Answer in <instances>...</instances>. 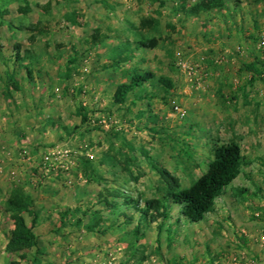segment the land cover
I'll use <instances>...</instances> for the list:
<instances>
[{
  "label": "rangeland",
  "instance_id": "1",
  "mask_svg": "<svg viewBox=\"0 0 264 264\" xmlns=\"http://www.w3.org/2000/svg\"><path fill=\"white\" fill-rule=\"evenodd\" d=\"M204 1L0 0V78L34 68L22 93L0 79V264H264V0ZM144 19L156 25L140 30ZM135 73L153 80L115 105ZM232 141L241 173L198 224L169 203L165 222L138 226L114 196L160 200L154 166L187 188L213 144ZM56 148L72 164L42 168ZM33 216L37 247L9 251L16 218Z\"/></svg>",
  "mask_w": 264,
  "mask_h": 264
},
{
  "label": "trees",
  "instance_id": "2",
  "mask_svg": "<svg viewBox=\"0 0 264 264\" xmlns=\"http://www.w3.org/2000/svg\"><path fill=\"white\" fill-rule=\"evenodd\" d=\"M216 6L223 8V0H206L201 3L200 7ZM156 25L155 22L149 19L140 21L139 29L146 30L151 26ZM146 49H152L156 47L155 40H149L141 44ZM15 51H19V46H16ZM31 52L24 53V59L32 60ZM15 64V62H14ZM263 69V63H259ZM255 64H245L244 69L246 72L255 76L259 75V70ZM15 67V66H14ZM31 67L18 66L19 72L23 71V76L17 77L16 71L8 69L1 76L3 84L13 90L16 93H22V83L33 82L34 71ZM34 69V68H33ZM153 80L151 74H133L128 83L120 84L115 89L113 94V103L117 106H123L127 101V96L133 93L135 90L141 88L144 83ZM157 82L160 86L166 90L171 89V82L164 78H159ZM9 97V96H8ZM80 122L84 123L87 119L85 114L81 115V111L78 112ZM210 154L212 159L207 166V170L197 180H195L189 187L182 188L179 180L173 177L166 170L154 166V170L163 184L162 198L144 200L143 207L139 205V199L133 200L130 197L124 196L120 192H115L114 196L122 200L126 209L132 208L139 214V225L141 223H156L159 219L165 222L169 218L170 205H175L179 209V217L187 221L189 224H198L202 222L206 215L213 213L216 200L220 198L226 188L230 186L240 175L241 169L244 165V158L241 154L239 145L235 142H229L226 144L214 143L211 147ZM238 193L243 195H249L247 190H238ZM98 214V213H96ZM98 223V222H97ZM35 225V217L31 219V225L28 227L22 218H16L14 231L7 243V249L9 251L22 250L29 247H37V240L34 236L32 229ZM97 225V224H96ZM95 227V226H93ZM92 229L89 227V230ZM135 235L138 233V227L135 229Z\"/></svg>",
  "mask_w": 264,
  "mask_h": 264
},
{
  "label": "built area",
  "instance_id": "3",
  "mask_svg": "<svg viewBox=\"0 0 264 264\" xmlns=\"http://www.w3.org/2000/svg\"><path fill=\"white\" fill-rule=\"evenodd\" d=\"M258 49H264V34L261 35L258 45ZM175 113L183 117V113L177 107L174 109ZM67 164H72L70 160V152L63 149H53L47 152L40 161L42 168H52V169H67Z\"/></svg>",
  "mask_w": 264,
  "mask_h": 264
},
{
  "label": "crops",
  "instance_id": "4",
  "mask_svg": "<svg viewBox=\"0 0 264 264\" xmlns=\"http://www.w3.org/2000/svg\"><path fill=\"white\" fill-rule=\"evenodd\" d=\"M64 4H68L67 1H65ZM102 5H106L105 2H103ZM107 5H108V8H109V5H110V4L107 3ZM104 7H106V6H104ZM67 13H68V12H67V10H66V12L64 13V16L67 17V16H68ZM102 21H104V20H102ZM85 23H86V22L82 21V23H78V26L81 28V30L85 31V32H84V35H87V33H86V27H87V26H86ZM99 24H101V22H99ZM99 27H100V26H99ZM99 29H101V27L95 29V31L97 32V34H99V35L103 34V33H104L103 30L101 31V30H99ZM82 38H83V37H82ZM84 38H85V39H88V38H86L85 36H84ZM78 39H81V38H78ZM91 39H92V40H95V41L98 40V39L96 38V36H95V37L91 36ZM252 252L254 253V250H252ZM254 255H255V254H254ZM262 255H264V254H262ZM262 255H259V254H258V256H259V258H260L261 260H263V258H264V256L262 257Z\"/></svg>",
  "mask_w": 264,
  "mask_h": 264
}]
</instances>
